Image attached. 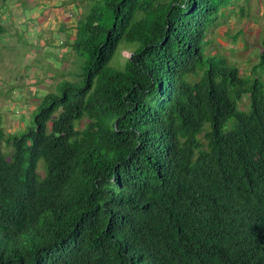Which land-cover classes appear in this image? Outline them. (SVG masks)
Returning <instances> with one entry per match:
<instances>
[{
	"label": "trees",
	"instance_id": "1",
	"mask_svg": "<svg viewBox=\"0 0 264 264\" xmlns=\"http://www.w3.org/2000/svg\"><path fill=\"white\" fill-rule=\"evenodd\" d=\"M234 1L87 7L82 84L0 129V264H264V82L205 51Z\"/></svg>",
	"mask_w": 264,
	"mask_h": 264
},
{
	"label": "rangeland",
	"instance_id": "2",
	"mask_svg": "<svg viewBox=\"0 0 264 264\" xmlns=\"http://www.w3.org/2000/svg\"><path fill=\"white\" fill-rule=\"evenodd\" d=\"M102 1L92 0L89 5ZM77 2L0 0L4 30L0 35V129L4 137L11 133L18 136L32 126L43 96L55 94L65 82L74 87L82 84L84 58L70 44L85 19L80 16L87 6L75 8ZM221 12L206 33V53L223 57L241 77L254 73L264 82V68H256L264 33V0H237ZM136 48L137 43L121 40L108 67L122 71ZM241 102L243 108L246 101ZM3 153L7 155L9 148L3 146ZM37 172L42 175L41 166Z\"/></svg>",
	"mask_w": 264,
	"mask_h": 264
},
{
	"label": "crops",
	"instance_id": "3",
	"mask_svg": "<svg viewBox=\"0 0 264 264\" xmlns=\"http://www.w3.org/2000/svg\"><path fill=\"white\" fill-rule=\"evenodd\" d=\"M42 1H44L45 3H48L50 0H42ZM73 1H78L77 3H75V5H76V7L75 8H80V7H85V6H87L88 7V5H89V3L92 1V0H73ZM65 8V7H64ZM69 9H70V7H68ZM63 11V10H62ZM61 12V11H60ZM70 12H72L71 11V9H70ZM79 12H80V10H79ZM57 13V12H56ZM73 13V12H72ZM81 17V16H80Z\"/></svg>",
	"mask_w": 264,
	"mask_h": 264
}]
</instances>
